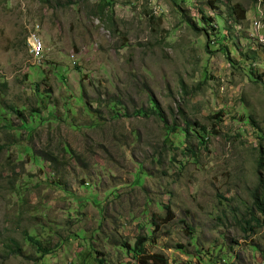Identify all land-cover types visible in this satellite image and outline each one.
Returning a JSON list of instances; mask_svg holds the SVG:
<instances>
[{
    "label": "rangeland",
    "instance_id": "374dc122",
    "mask_svg": "<svg viewBox=\"0 0 264 264\" xmlns=\"http://www.w3.org/2000/svg\"><path fill=\"white\" fill-rule=\"evenodd\" d=\"M209 1L0 0V264H34L27 234L56 251L45 264H144L128 249L140 235L167 264H264V216L243 229L264 153V84L208 42ZM215 2L242 3L235 38L242 52L264 51V0ZM263 62L252 63L262 80ZM152 101L170 124L191 120L194 154L164 146L162 118L134 112ZM29 145L54 152L59 169Z\"/></svg>",
    "mask_w": 264,
    "mask_h": 264
},
{
    "label": "trees",
    "instance_id": "16d2710c",
    "mask_svg": "<svg viewBox=\"0 0 264 264\" xmlns=\"http://www.w3.org/2000/svg\"><path fill=\"white\" fill-rule=\"evenodd\" d=\"M220 1V0H216ZM213 9H218V11L215 12L214 15H208L204 11H202V20L207 23V25L210 27V31L207 27H204L202 31H205L206 35L208 36V42L211 43H219L221 49L225 50L228 59L230 61L231 65H238L242 67L245 70H249L250 74H253L257 76L259 82H263L262 76L260 75V78L258 77L257 68L252 66L253 62H257L258 58H261L264 54L263 50H253L251 47L246 52L241 51V44L239 42V39L235 38V32L239 30V28L243 25V23L247 20V13L248 9L240 2H236L234 4H230L227 7V11L219 9L217 6L215 0L209 1ZM235 31V32H234ZM250 39V37H247ZM224 42V44H223ZM230 42H232V45H230ZM240 51L242 54L241 60L238 58L232 57L230 53ZM249 59H252V62L250 65H248L246 62L249 61ZM242 60H245L244 62H240ZM239 61V62H238ZM261 67H263L264 71V62L263 65L260 63ZM264 77V73L262 74ZM41 103L44 106L45 97L42 96L40 98ZM110 110L115 112V114H119L120 112L117 110V106L112 103L110 106ZM34 112H39L38 109H33ZM135 113L141 114L144 116H157L159 119H161L164 122L165 127V136H164V146L180 149L181 151L188 152L189 154H194V147L187 144L189 138H190V127L192 126L191 120L184 116L183 118V124L174 121L173 123H169V121L165 118L163 113L161 112L160 108L157 106L155 101H152L151 107L148 108H139L134 110ZM221 113L222 112H218ZM18 114L20 115L21 112L18 111ZM35 114V113H34ZM32 115V113L30 114ZM222 117V116H221ZM221 119V118H220ZM7 121V120H6ZM31 131H33L36 126L38 125V122H32L31 124ZM26 128L30 126L29 123H25L24 125ZM205 130V128H204ZM205 132V131H203ZM198 136L202 137L200 139V143H204V139L206 138V135L201 132L196 133ZM31 138V134H29ZM25 151L27 153H30L34 156L36 161H38L39 158L45 159L49 161L50 165L55 168L57 171L59 169L60 164H62L61 158L54 154L52 151H42L40 154L34 151L33 147L31 145L24 147ZM63 153L70 154V156H79L76 154V152L73 151L71 147L68 145L63 146L62 148ZM81 157V156H80ZM79 158V157H78ZM263 169H264V153L263 151H260L258 160H257V175H258V185L254 189L252 193L253 202L252 207L249 211L248 216L244 217L245 226L243 229L246 231V229H254L255 225L253 222H255L256 225H261V218L260 214L264 216V178H263ZM144 171L141 170V172L138 174L137 183H142V176ZM164 207L167 210V216L164 218L165 221H169L173 218L171 206L169 204L164 205ZM264 221V219H263ZM153 224H157L156 220H152ZM28 240H30L36 247L37 251L40 253L37 257H35L34 264H45V257L47 254L55 253V250H52L50 247L43 244L42 240L38 238L35 235L27 234ZM148 236H138L134 246H128V249L132 252L133 257L136 260H141L142 263L147 264L149 259H154L155 261L159 262L160 264H167L168 260L164 257L162 254H147L146 252V246L145 243L148 240ZM14 245H18L15 241H13ZM100 264H103V260H100Z\"/></svg>",
    "mask_w": 264,
    "mask_h": 264
},
{
    "label": "built area",
    "instance_id": "2783aa9c",
    "mask_svg": "<svg viewBox=\"0 0 264 264\" xmlns=\"http://www.w3.org/2000/svg\"><path fill=\"white\" fill-rule=\"evenodd\" d=\"M255 25H259V21L255 20ZM30 43L32 45L31 51L32 55L35 60L41 61L44 53V42L41 38V36L37 35L36 33L32 34V37L30 38Z\"/></svg>",
    "mask_w": 264,
    "mask_h": 264
}]
</instances>
